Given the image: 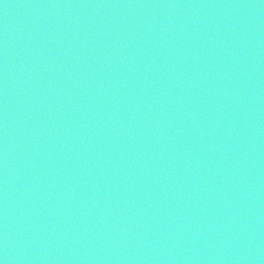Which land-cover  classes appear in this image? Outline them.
Returning <instances> with one entry per match:
<instances>
[{"label":"water","instance_id":"1","mask_svg":"<svg viewBox=\"0 0 264 264\" xmlns=\"http://www.w3.org/2000/svg\"><path fill=\"white\" fill-rule=\"evenodd\" d=\"M0 264H264V0H0Z\"/></svg>","mask_w":264,"mask_h":264}]
</instances>
